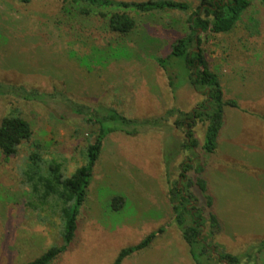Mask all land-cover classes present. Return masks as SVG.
Wrapping results in <instances>:
<instances>
[{
	"label": "rangeland",
	"instance_id": "1",
	"mask_svg": "<svg viewBox=\"0 0 264 264\" xmlns=\"http://www.w3.org/2000/svg\"><path fill=\"white\" fill-rule=\"evenodd\" d=\"M181 1L191 9L199 5V0ZM61 7V0H30L28 4L0 0V82L41 93L39 99L0 95V120L17 108L33 133L15 156L0 157V264H26L61 242L56 220L38 222L24 205L27 196L20 169L33 140L39 141L46 157L65 159L67 173L82 164L80 149L90 141L89 126L69 109L65 98L158 122L135 134L114 131L107 135L76 216L74 239L50 264H112L122 248L159 227L163 231L148 247L126 256L121 264H195L172 221L169 188L174 182L182 186L180 163L190 154L180 146L184 132L173 122L176 111H191L206 95L184 81L183 67L172 93L167 75L153 59L166 56L172 42L186 31V14L131 11L137 27L131 34L119 35L98 17L70 19ZM238 22L228 33L203 35L200 47L220 78L224 97L245 107L250 103L240 98L259 96L258 110L264 111L261 2L252 0ZM168 109L176 111L164 120ZM244 124L245 131L237 139L240 153L247 161L249 156L256 157L258 164L228 163L230 175L223 178L222 174L221 184L210 177V194H218L213 211L222 226L207 240L216 245V251L243 256L242 261L245 253L253 252L252 247L264 240V124L254 120ZM204 129L200 122L193 127L199 146ZM197 151L205 156L199 147ZM216 166L213 163V170ZM115 195L124 197L117 209L112 207ZM203 203L200 199L197 206ZM257 261L264 264V253L258 254ZM212 264L221 263L213 260Z\"/></svg>",
	"mask_w": 264,
	"mask_h": 264
},
{
	"label": "trees",
	"instance_id": "2",
	"mask_svg": "<svg viewBox=\"0 0 264 264\" xmlns=\"http://www.w3.org/2000/svg\"><path fill=\"white\" fill-rule=\"evenodd\" d=\"M27 3L30 0H17ZM61 12L68 18L77 16H95L104 20L106 28L119 35H128L137 27V19L130 14L152 13L166 11H181L186 14V31L176 38L170 52L164 56L153 59L167 75L171 92L174 93L175 79L181 74L180 67L185 68L184 81L194 89L202 91L206 98L189 112L168 109L164 120L177 112L174 126L184 132L181 147L190 151L186 159L180 163L182 188L177 182L171 183L169 188V201L172 205V221L181 231L182 238L187 244L189 253L195 264H212L224 260L226 264H258V254L264 253V240L252 247L253 252L239 256L227 252H218L216 245L211 246L207 240L221 229V222L213 211V197L209 192L208 181L205 177L206 158L199 155L198 147L204 155L215 152L217 138L224 122V107L239 108L235 99L224 97L220 78L210 69L204 55L202 44L203 35L228 33L239 23L243 13L250 7L252 0H199L195 9L186 1L181 0H61ZM264 9V0H259ZM12 95L24 99H39L41 93L24 86L3 84L0 82V95ZM67 106L74 113L81 115L83 121L89 126L90 141L80 149L82 164L72 172L67 173L65 159L56 156L46 157L43 154L39 141L31 142L30 151L24 157L20 169V183L26 189L27 199L25 206L33 212L38 222L50 224L56 220L60 244H52L37 257L26 264H50L73 241L77 227L79 209L85 201L87 187L93 172V167L99 157L103 141L107 135L114 131H123L135 134L146 125L155 126L157 119H136L124 116L113 107L94 106L75 102L69 98L64 99ZM256 119L264 122V111L255 114ZM203 123L204 142L199 146L194 135L193 127ZM155 124V125H154ZM31 124L17 108L2 117L0 120V157L8 160L15 156L19 147L32 139ZM184 194L193 198L197 203L204 200L202 206H197V213L192 214L193 204L188 207L189 201ZM114 209L123 206L124 197H112ZM200 207V208H199ZM54 221V222H53ZM208 225L204 231L205 226ZM163 231L159 227L144 236L137 243L122 248L112 264H121L122 260L133 252L148 247L156 236ZM212 247L217 256L212 254ZM210 248V250H209ZM215 257V258H214Z\"/></svg>",
	"mask_w": 264,
	"mask_h": 264
},
{
	"label": "crops",
	"instance_id": "3",
	"mask_svg": "<svg viewBox=\"0 0 264 264\" xmlns=\"http://www.w3.org/2000/svg\"><path fill=\"white\" fill-rule=\"evenodd\" d=\"M223 94L225 95V93ZM258 98L259 96L256 98H253V97H250L249 95L246 98H243V99L240 98L241 101H247L250 103V105L243 107L239 101L238 109L230 107V106L224 107V122H223V126L217 138V148L215 152L204 156L206 158L205 177L207 178V181H208L209 192H211L210 191L211 185H209L210 177H211V180L213 177V182L214 180L215 181L219 180V183L221 184L220 176L223 174V178H224V176L230 175V173L227 171V170H230V168L228 169V167L226 166L228 163L233 162V161H240V163L245 166L250 163H251L250 165L258 164L256 162L257 158L254 156H251V157L247 156L248 157V161H247L246 157H244V155L240 153L239 143H237V139L241 136V134H243V131H245L244 130L245 121L254 120L258 123L264 124L263 121H260L256 119L255 117L256 113L257 114L263 113L262 110H258L259 109L258 107L259 99ZM213 163L217 164V166L215 167V170H213L214 169ZM223 165H225L226 169L223 167ZM211 171H213L212 174H211ZM211 195L213 196L212 193ZM217 196L218 194L215 197L213 196V207H214V200L218 199ZM215 214L217 215L219 219L218 214L216 212ZM219 220L220 222H222L221 219Z\"/></svg>",
	"mask_w": 264,
	"mask_h": 264
},
{
	"label": "flooded vegetation",
	"instance_id": "4",
	"mask_svg": "<svg viewBox=\"0 0 264 264\" xmlns=\"http://www.w3.org/2000/svg\"><path fill=\"white\" fill-rule=\"evenodd\" d=\"M180 176H181V175H180ZM180 180H183L182 176L180 177ZM178 186H179V185H178ZM181 189L183 190L182 187H181ZM184 196H186V197L188 198V201H189V204H188V205H190V204L195 205V208L191 211V213H192V214L197 213V202H196L193 198L189 197L187 194H184ZM211 250H212V249H211Z\"/></svg>",
	"mask_w": 264,
	"mask_h": 264
},
{
	"label": "water",
	"instance_id": "5",
	"mask_svg": "<svg viewBox=\"0 0 264 264\" xmlns=\"http://www.w3.org/2000/svg\"><path fill=\"white\" fill-rule=\"evenodd\" d=\"M212 254L217 256V254H215V251H214V248H213V247H212ZM222 262H223L224 264H226V262H225L224 260H222Z\"/></svg>",
	"mask_w": 264,
	"mask_h": 264
}]
</instances>
